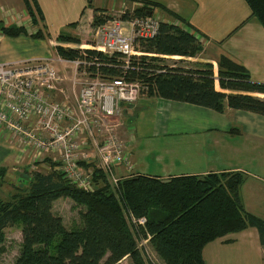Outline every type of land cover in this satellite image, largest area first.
Returning <instances> with one entry per match:
<instances>
[{
    "label": "trees",
    "instance_id": "1",
    "mask_svg": "<svg viewBox=\"0 0 264 264\" xmlns=\"http://www.w3.org/2000/svg\"><path fill=\"white\" fill-rule=\"evenodd\" d=\"M244 1L251 17L264 28V0ZM23 2L33 25L41 28L33 38L49 40L41 26L44 16L37 0ZM143 3L168 11L164 5L152 1ZM104 12L95 9L93 27L111 20L103 16ZM153 13L147 8L135 10L137 16ZM177 18L185 22L181 16ZM0 35L18 38L28 32L24 27L0 25ZM57 41L78 46L82 43L78 38L63 35ZM136 48L143 55L131 58L126 69L124 56L120 54L108 57L87 51L100 64L92 69V74L99 72L109 80L139 82L148 87L147 94L152 97L219 113L230 108L264 116V83L253 81L243 64L225 55L218 61L217 81L222 90L233 92L230 94L216 90L211 64L204 69L188 70L167 64V56L193 58L203 51L196 32L162 21L158 35L150 40H136ZM57 52L67 59L80 56L78 49L61 45ZM80 164L87 166L85 162ZM61 165L52 163L55 170L45 174L33 172L26 178L30 181L28 188L8 200H0V244L5 241L7 228L16 225L22 228L23 244L15 264H122L128 258L133 264H154L146 262L145 252L139 249L138 239L125 218L126 211L136 218H146L145 229L140 228L142 237L149 240L164 264H206L204 250L209 244L250 228L258 231L264 246V221L247 212L242 201L243 173H210L166 180L138 174L122 178L115 187L93 166L94 190L89 192L76 187L60 169ZM61 198L71 199L85 209L81 211V228L67 229L63 219L53 213L54 203Z\"/></svg>",
    "mask_w": 264,
    "mask_h": 264
},
{
    "label": "crops",
    "instance_id": "2",
    "mask_svg": "<svg viewBox=\"0 0 264 264\" xmlns=\"http://www.w3.org/2000/svg\"><path fill=\"white\" fill-rule=\"evenodd\" d=\"M102 1L37 0L44 16L42 29L50 38L46 40L47 42L40 39L41 43H35L37 41L33 35L34 28L37 27L33 25L23 0H0V25L24 27L28 32V35L18 38L0 35V62L32 61L42 58L40 57L42 54L49 55L47 57L49 58L53 55L51 46L58 42L57 39L62 34L81 41L89 34L95 38L96 28L93 27L95 9L101 7L102 4H96ZM133 1L136 2L134 4L152 1L164 5L170 12L184 17L186 22L194 27L190 28V31L204 35V39L200 40L196 34L203 47L198 56L193 58L167 56L168 60L169 58L178 60L171 66L188 70L204 69L205 65L211 64L214 66L216 90L230 94L233 92L222 90L217 81L218 61L225 55L243 64L250 71L253 81L264 83V28L257 19L251 17V11L244 0ZM201 17H206V20ZM66 45V48H73L71 44ZM86 46L81 43L80 47ZM39 49L41 53L35 54ZM61 80H66V77H62ZM73 92L77 91L72 90ZM48 95L51 101L56 103L66 101L65 97H71L69 88L65 85L59 89L57 86V90ZM118 108L122 110L120 139L131 144L130 156L134 154L133 160L139 171L133 170L132 173L119 167L115 170L117 177H119L117 171L121 179L141 174L163 180L178 176L240 172L245 175V182L241 187L245 209L264 221V116L230 108L224 113H219L209 108L152 97L148 94H143L136 104L120 103ZM97 110L96 108L94 112L97 113ZM33 123L35 124V121ZM89 142H91L89 146H93L92 141ZM3 145L8 146L7 150L1 149ZM139 145L145 151L142 155L145 158L152 156V160L157 163L162 162L164 155L167 154L172 158L174 165L181 166L174 167L170 164L169 169L168 165L160 164L158 172H147L150 171V166L142 164V167L146 168L141 170L136 159L141 155ZM88 148L90 147L84 150L88 152ZM20 150L11 144L9 133L7 140L0 134V175L5 176L13 170L18 171L14 164L19 161V157L24 159L22 155L25 154ZM53 159L49 156L44 158L45 162L50 164L52 161L55 162ZM257 161L258 163H255ZM35 163L39 162L31 160L26 168L32 166L30 172L43 170L45 163L36 165L37 167L34 166ZM250 164L257 168L250 169ZM53 170L55 169L51 165V171ZM30 172L27 170V173ZM255 230L250 228L219 239L205 248L204 255L209 249L212 263L213 257L220 256L223 248L237 246L238 240L245 238L248 232L249 236L256 240ZM236 235L240 237H234ZM214 244L216 247L211 249L210 246Z\"/></svg>",
    "mask_w": 264,
    "mask_h": 264
},
{
    "label": "built area",
    "instance_id": "3",
    "mask_svg": "<svg viewBox=\"0 0 264 264\" xmlns=\"http://www.w3.org/2000/svg\"><path fill=\"white\" fill-rule=\"evenodd\" d=\"M160 24L153 15L133 20H109L96 27V43L89 45L88 51L108 57L120 54L124 56L127 68L131 58L143 55L136 48V40L153 39L158 35ZM84 56L87 54L84 53ZM88 56L93 59L91 55ZM83 61V64H87ZM36 68L0 73V130L6 129L11 143L19 149L26 147L39 155L57 153L62 162L60 169L67 178L76 187L89 192L94 190V168L90 166L91 155L84 149L90 145L91 140L99 147L95 167L103 172L112 186L117 187L121 178L116 176L115 170L119 167L129 172L134 170L129 151L131 144L117 139L107 123L94 111L100 108L109 115L114 114L120 103L133 104L143 94H147V87L124 79L108 84L101 81L98 75L90 74L91 79L84 83L74 105L68 101L56 103L51 101L48 93L57 90V80L60 78L58 73L48 63ZM104 130L105 141L98 145L96 135ZM40 131L48 134L49 138H43ZM81 162L89 167L81 165ZM127 221L136 226L139 243L142 237L140 228L145 229L146 218H136L129 211ZM142 240L141 246L146 248L149 240L143 237Z\"/></svg>",
    "mask_w": 264,
    "mask_h": 264
},
{
    "label": "rangeland",
    "instance_id": "4",
    "mask_svg": "<svg viewBox=\"0 0 264 264\" xmlns=\"http://www.w3.org/2000/svg\"><path fill=\"white\" fill-rule=\"evenodd\" d=\"M134 3L136 2L133 0H103L102 2L97 3L96 5L102 4L100 8L103 11H106L105 12L106 14L104 15L102 14V15L111 19L110 21H113L116 19H123L124 16L128 17L130 20L141 18L142 16H139V15L137 16L135 14V10L137 8H141V9L147 8L148 10L154 11L153 15L154 17H156V19L159 20V22L168 21L169 23L170 22L176 23L186 28L187 30H190L189 26L186 27L187 24H186V20L184 19V17H182L185 20V22L183 23L181 21V18H177V15L175 14L176 15L175 16L171 14L169 10L168 11L162 10V8H159V7L155 8V6L153 5L147 6V5H144L143 2L142 3L137 2V4H134ZM124 9H127V11H125ZM201 19L206 20V17H201ZM39 29L40 28L38 27L34 28L35 33H37ZM196 34L199 36L200 40L204 39V35L198 34V33ZM62 35L68 37L67 34H62ZM35 41H37L35 43H41L39 39H36ZM82 43L84 46L91 45V44L93 45L96 43V38H94L92 34H89V36L85 37L84 39L82 38ZM60 45L61 46L63 45V47L65 46V48L67 46L62 41L55 42L51 46L53 55L49 58H47L49 55L43 56L44 54H42L40 56L42 58L37 59V60H32L30 62L28 61H21V62H15V63L14 62L12 63H1L0 62V65H1L0 73L4 74L7 71L17 70V69H26V68L36 70L37 66L48 63L54 67V69L58 73V76L60 77L57 80L58 89L60 88V86H64V85L67 86V88H69V91L71 93V97L70 98L65 97V99H67L66 101H68L71 105H74L76 103L75 99H77V96L80 94L81 89L84 87V83L87 80L91 79L90 74H92L91 72L92 69H97L100 64L97 62L98 58L95 57V55L92 56L93 59L89 58L88 54L86 53L89 50L88 46L80 47L78 45L71 44V46H73L72 49H78L80 51V56L74 59H67V58L62 57V55L59 52H57V48L60 47ZM67 49H70V48H67ZM40 53H41V50L39 49V51H37V53L35 54H40ZM84 53H86L87 56H84ZM83 59L86 61L87 64H83L84 63ZM175 61H178V60H171V58H169V60L168 59L166 60L167 64L169 65H172ZM112 64L113 63L108 64V65L111 67ZM124 68L126 69V67ZM84 73H87V74H84ZM96 75H98V78L101 79V81L106 82L108 84L119 80V79L109 80L107 78H104V75L100 74L99 72H96ZM62 77H66V80H61ZM135 83L140 84L144 87V85L139 82H135ZM140 88L142 87L140 86ZM71 89L73 91L76 90L77 92L72 93ZM114 97L117 98L116 95ZM68 99L75 100V102H71ZM137 102H134V103L136 104ZM97 109H98L97 110L98 116L101 117L107 123L109 130L112 131L111 133L113 135H116L117 139H120L121 134L119 133V128L121 127L120 123H121V117H122L121 108H118V112H115L114 114H111V115L103 112L100 108H97ZM0 134L1 136H3L4 139L6 138L7 140L8 133L6 132V129L2 128L0 130ZM40 134L45 139L49 138V135L44 134L43 131H40ZM105 138H106L105 130L101 131L100 133H97L96 143H98V145H102V143L105 141ZM120 141L123 142L121 139ZM134 143H136V141ZM11 144L13 145V143ZM91 146L88 145V147H90L88 148L89 150L88 153L91 155L90 161L92 164L90 166L93 167V166H96V163L98 161L97 156H98L99 147L98 146L96 147L95 144H93L92 147ZM7 147H8L7 145H3L1 149L7 150ZM139 148H140L139 150H140L141 155H139V157H137L136 159L139 162L138 164H140L141 170H145L146 168V167H142V164L150 166V171H147V172H158L160 168V164L168 165L169 169H171V167L169 166L170 164L174 167L181 166V164L174 165L172 162V158H170L169 155L167 154L164 155L162 162L155 163L152 160L153 159L152 156H150L149 158H145V156H142L143 154H145V151L143 150V148L140 147V145H139ZM21 150L23 151V153H25L22 155L24 159L19 157V161L14 164V166L17 167L18 171H14V170L11 172L8 171L9 173L7 175L5 176L0 175V200H8L12 197V195L16 194L20 190H25L26 188H28L30 181L26 178L30 177L33 172H30V169H32V166H30V168L28 169L26 168V166L28 162H31V160L32 162H35V161L39 162V163L34 164L35 167L39 166L40 164L44 165L45 163L44 166L42 165L43 170L40 171L44 174L49 173L51 171V165H52L50 163H46L44 158L49 156V157L54 158L53 160H58L61 162L60 157L58 156L57 153L47 152L46 154L39 155V154H36L35 151L29 150L26 147L21 148ZM39 157H41L39 160H33V158H39ZM133 157H134V154L132 153V155L130 156V159H131V162L133 163L134 170L139 171L138 167L136 169V163L134 162ZM52 163H55V162L52 161ZM255 163H258V161ZM253 164H250L249 168L252 170H255L257 167H252ZM48 165H50V167H48ZM95 169H98V168L96 167ZM27 170L30 173H27ZM117 175L121 177L118 171H117ZM84 210H85L84 208L76 206L75 203L71 199L61 198L55 202L53 213L61 217L67 229L71 230V229L82 227L83 224L81 220V211H84ZM128 212L129 211L125 212L126 219L128 218ZM129 226L131 228V231L134 237L137 239L136 226H134L133 224ZM255 233L257 235L256 240L252 239V237L249 236L250 234L248 232L245 235V238H240L238 240L237 246L235 245L233 247L229 246V247L223 248L224 251L221 250L220 256L215 255L213 257L214 261L212 263H211L210 255L208 252L209 249L206 250L205 255H204L205 261L207 262V264H264V247L261 245V242L259 239L260 235L258 234L257 230H255ZM234 237H240V236L236 235ZM258 239H259V242H257ZM142 241L143 240L141 237V239H139L138 246L141 250L145 252L144 258L146 262L148 263L152 262L154 264H164L158 258V256L155 254V252L153 251V249L151 248L149 244L147 245L146 248L145 246H141ZM22 244H23V236H22L21 226L16 225V226L7 228L5 230V241L3 244H0V264H15L17 258L19 257L21 253ZM214 247H216L215 244L213 246H210L211 249H213ZM248 249L250 250V252ZM219 260L221 262H219ZM122 264H133V262L130 258H128V259H125L122 262Z\"/></svg>",
    "mask_w": 264,
    "mask_h": 264
},
{
    "label": "water",
    "instance_id": "5",
    "mask_svg": "<svg viewBox=\"0 0 264 264\" xmlns=\"http://www.w3.org/2000/svg\"><path fill=\"white\" fill-rule=\"evenodd\" d=\"M151 15V14H150Z\"/></svg>",
    "mask_w": 264,
    "mask_h": 264
}]
</instances>
